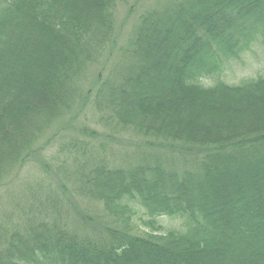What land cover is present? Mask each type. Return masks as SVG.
I'll list each match as a JSON object with an SVG mask.
<instances>
[{
	"label": "trees",
	"instance_id": "16d2710c",
	"mask_svg": "<svg viewBox=\"0 0 264 264\" xmlns=\"http://www.w3.org/2000/svg\"><path fill=\"white\" fill-rule=\"evenodd\" d=\"M123 1L0 0V264H264V0Z\"/></svg>",
	"mask_w": 264,
	"mask_h": 264
},
{
	"label": "rangeland",
	"instance_id": "374dc122",
	"mask_svg": "<svg viewBox=\"0 0 264 264\" xmlns=\"http://www.w3.org/2000/svg\"><path fill=\"white\" fill-rule=\"evenodd\" d=\"M157 0H124L120 4H118L116 8V18H117V29H118V49L116 48L115 54L112 56H119L118 50L126 45L129 37L132 36L135 28L138 25V19L142 12L146 9L152 7L156 4ZM116 56V57H117ZM109 67V64L106 65V69ZM226 73V80L231 84H239L243 80H248L252 78H256L259 75L264 76V43H256L249 52L244 54L242 58L238 61H231L228 66ZM87 87V85H86ZM89 88V87H87ZM85 118L90 119L89 122L95 124L94 111L85 113ZM72 128V127H69ZM70 129H66V127L62 128V133L69 131ZM120 136V135H119ZM120 146H117L118 150H121L122 157L123 146L128 142L134 143L136 141L135 137L127 134H122L120 139L118 140ZM55 151L52 150L48 152V155H52ZM29 171H25L21 174L19 178H15V173L11 179L4 181V184L0 187V203L4 204V206L0 207V212H4L7 209V205L9 204V194H13L18 188V184H21L25 178H29L31 176H38L39 173H33L32 175H28ZM11 183V187H7V183ZM15 187V189H13ZM8 198V199H7ZM136 222H138L136 220ZM162 222L167 227H179L180 223L177 220H171L169 218H163ZM140 223V222H138Z\"/></svg>",
	"mask_w": 264,
	"mask_h": 264
}]
</instances>
